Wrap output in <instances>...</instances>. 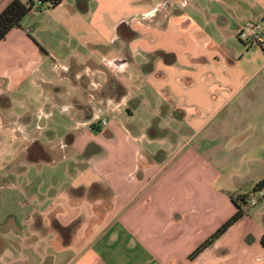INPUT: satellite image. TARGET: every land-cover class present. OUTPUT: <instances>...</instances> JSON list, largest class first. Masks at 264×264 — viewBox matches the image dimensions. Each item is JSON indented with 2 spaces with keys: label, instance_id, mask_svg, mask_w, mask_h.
Returning <instances> with one entry per match:
<instances>
[{
  "label": "crops",
  "instance_id": "0c3cea01",
  "mask_svg": "<svg viewBox=\"0 0 264 264\" xmlns=\"http://www.w3.org/2000/svg\"><path fill=\"white\" fill-rule=\"evenodd\" d=\"M246 23L264 39V0H63L12 30L0 104L44 97L42 133L63 125L74 162L14 233L0 223V264H217L232 247L264 264V205L189 258L264 179V47L238 39ZM53 73L66 86L44 96Z\"/></svg>",
  "mask_w": 264,
  "mask_h": 264
},
{
  "label": "rangeland",
  "instance_id": "374dc122",
  "mask_svg": "<svg viewBox=\"0 0 264 264\" xmlns=\"http://www.w3.org/2000/svg\"><path fill=\"white\" fill-rule=\"evenodd\" d=\"M45 10L51 9H42V11ZM42 11L34 13H41ZM60 80L57 74H48L45 80L46 83H42L43 95H49L53 86L65 87V82ZM67 85L70 86V84ZM68 92L61 93L62 96H60L62 101L67 104L71 96V94H67ZM8 97V104H0V223H5L3 230L14 233L16 230L15 225L20 223L14 222L15 220L10 222L9 217L14 216L21 219L30 214L33 208L29 199L35 197L36 192L40 194L45 192L50 184H60L62 175L56 173V169L70 166L74 160L63 159L64 151L61 149L62 144L60 143L65 138L63 136L65 127L63 125H51L49 127L55 131L56 140L52 139L55 138L54 135H43L42 133L41 121L44 120L43 114H47L49 111L48 104L44 103V97L39 99L38 94L28 86L24 87V91L19 96L9 94ZM56 113H58L57 110ZM37 141L40 142L37 143ZM37 144L38 146H36ZM40 147H43L42 151ZM29 148L34 150L32 153L33 161L36 160L34 162L28 160L27 149ZM47 160H51L50 162L55 160V163L49 164ZM215 192L225 195L223 191L215 190ZM47 198L39 205L41 213L49 207ZM37 203H39V200L34 204L37 205ZM263 205L264 203L261 200L257 206L250 207L255 213L259 212ZM216 208L219 209L218 205ZM260 216L252 221L261 223ZM251 253L249 255L238 247H232L227 255L221 257L219 263L259 264L257 252L252 250ZM245 255L247 258L253 256L254 260L252 259V261L249 258L251 261L246 260Z\"/></svg>",
  "mask_w": 264,
  "mask_h": 264
},
{
  "label": "trees",
  "instance_id": "16d2710c",
  "mask_svg": "<svg viewBox=\"0 0 264 264\" xmlns=\"http://www.w3.org/2000/svg\"><path fill=\"white\" fill-rule=\"evenodd\" d=\"M63 3V0H28L23 3L20 0H14L0 13V43L7 37V35L14 29L20 28L24 19L33 12L42 11V9H55ZM38 146V144L36 145ZM41 151L43 147H40ZM33 148L27 149L28 160L34 162L32 158ZM48 163L51 160H47ZM264 190V179L261 180L254 188L253 192ZM249 196H241L237 199L232 198L236 207V213L226 221L208 240L202 243L191 255L190 259L194 260L200 254H202L207 248L212 246L214 242L225 234L230 228L236 225L245 215V209L249 207ZM54 228L60 233L62 237L69 233H72L76 229V224H72L69 227H62L58 223H54ZM1 245V243H0ZM262 245L264 246V237L262 239Z\"/></svg>",
  "mask_w": 264,
  "mask_h": 264
},
{
  "label": "built area",
  "instance_id": "2783aa9c",
  "mask_svg": "<svg viewBox=\"0 0 264 264\" xmlns=\"http://www.w3.org/2000/svg\"><path fill=\"white\" fill-rule=\"evenodd\" d=\"M38 2V0H35ZM238 39L250 46L264 47V39L260 32V27L255 23H246L237 31ZM249 196V206H257L261 200H264V190L252 192Z\"/></svg>",
  "mask_w": 264,
  "mask_h": 264
}]
</instances>
